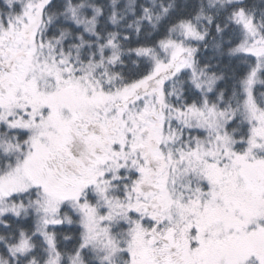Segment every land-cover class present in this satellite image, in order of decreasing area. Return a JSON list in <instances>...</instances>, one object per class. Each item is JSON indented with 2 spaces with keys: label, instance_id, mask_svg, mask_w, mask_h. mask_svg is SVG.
I'll return each instance as SVG.
<instances>
[{
  "label": "snow or ice",
  "instance_id": "1",
  "mask_svg": "<svg viewBox=\"0 0 264 264\" xmlns=\"http://www.w3.org/2000/svg\"><path fill=\"white\" fill-rule=\"evenodd\" d=\"M0 264H264V0H0Z\"/></svg>",
  "mask_w": 264,
  "mask_h": 264
}]
</instances>
